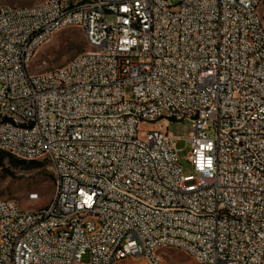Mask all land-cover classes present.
I'll use <instances>...</instances> for the list:
<instances>
[{
  "label": "built area",
  "instance_id": "built-area-1",
  "mask_svg": "<svg viewBox=\"0 0 264 264\" xmlns=\"http://www.w3.org/2000/svg\"><path fill=\"white\" fill-rule=\"evenodd\" d=\"M67 28L87 50L29 72ZM170 121L190 123L191 176ZM0 152L54 184L37 209L0 199V264H264V0L0 5Z\"/></svg>",
  "mask_w": 264,
  "mask_h": 264
},
{
  "label": "rangeland",
  "instance_id": "rangeland-1",
  "mask_svg": "<svg viewBox=\"0 0 264 264\" xmlns=\"http://www.w3.org/2000/svg\"><path fill=\"white\" fill-rule=\"evenodd\" d=\"M42 1L0 0V5L22 7ZM107 22L111 23L112 19L108 18ZM86 50L87 45L79 29H63L38 49L28 70L31 73H37L60 67ZM160 126H167L168 133L180 139L176 150L181 173L185 176L193 175L192 166L187 160L190 147L186 138L191 131L190 123L170 121V123L160 124ZM150 128H156V126L150 123L140 124L138 126L139 138H142V133ZM19 161L21 160L5 156L0 152V199L14 200L24 209H37L45 206L52 199L54 193L53 176L49 165L44 161H35L36 164ZM33 192L38 194L40 200L36 203H29L27 195ZM157 254L164 264H197L190 256L177 249H160ZM89 262V255H85L81 260V264H89ZM117 264H147V262L141 258H125Z\"/></svg>",
  "mask_w": 264,
  "mask_h": 264
},
{
  "label": "trees",
  "instance_id": "trees-1",
  "mask_svg": "<svg viewBox=\"0 0 264 264\" xmlns=\"http://www.w3.org/2000/svg\"><path fill=\"white\" fill-rule=\"evenodd\" d=\"M1 153H3V152H1ZM5 156H10V157H13V156H11V155H9V154H7V153H3ZM19 162H26V161H19ZM28 163H30V164H36V162L35 161H29Z\"/></svg>",
  "mask_w": 264,
  "mask_h": 264
}]
</instances>
